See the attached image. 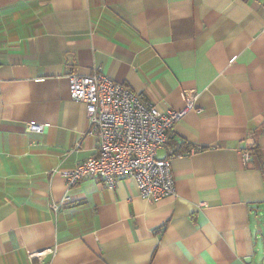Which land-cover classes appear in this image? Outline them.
Listing matches in <instances>:
<instances>
[{
  "label": "crops",
  "instance_id": "crops-1",
  "mask_svg": "<svg viewBox=\"0 0 264 264\" xmlns=\"http://www.w3.org/2000/svg\"><path fill=\"white\" fill-rule=\"evenodd\" d=\"M95 70L160 111L196 94L157 150L174 194L66 184L95 151L68 75ZM263 120L264 0H0V264H264Z\"/></svg>",
  "mask_w": 264,
  "mask_h": 264
},
{
  "label": "built area",
  "instance_id": "built-area-1",
  "mask_svg": "<svg viewBox=\"0 0 264 264\" xmlns=\"http://www.w3.org/2000/svg\"><path fill=\"white\" fill-rule=\"evenodd\" d=\"M68 91L84 105L85 135L95 139L93 153L73 167L61 169L68 186L88 177L100 178L110 186L120 178H131L138 195L148 201L174 194L173 154L158 156L157 150L166 142L175 120L194 106L193 91H186L182 109L160 111L141 94L99 70L70 73ZM29 130L41 132L42 126L30 124ZM242 156L248 160L249 151L242 150Z\"/></svg>",
  "mask_w": 264,
  "mask_h": 264
},
{
  "label": "trees",
  "instance_id": "trees-1",
  "mask_svg": "<svg viewBox=\"0 0 264 264\" xmlns=\"http://www.w3.org/2000/svg\"><path fill=\"white\" fill-rule=\"evenodd\" d=\"M263 122H264V120H263ZM263 122L260 123V126H259L256 130H254L253 135L256 136V135L260 132L261 127L263 126V125H262ZM182 142H183V143H187L184 139H183ZM187 144H188V143H187ZM248 151H249V155H250V156H251V154H259L258 151H257L256 143L252 144L251 147L248 149ZM249 160H250V157H249L248 160L245 161V164H246V165L249 163ZM261 167H262V172L264 173V166L262 165Z\"/></svg>",
  "mask_w": 264,
  "mask_h": 264
}]
</instances>
